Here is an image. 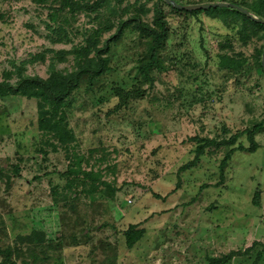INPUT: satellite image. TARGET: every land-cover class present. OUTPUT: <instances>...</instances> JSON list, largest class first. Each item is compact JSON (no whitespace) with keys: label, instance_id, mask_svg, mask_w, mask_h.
I'll return each instance as SVG.
<instances>
[{"label":"rangeland","instance_id":"1","mask_svg":"<svg viewBox=\"0 0 264 264\" xmlns=\"http://www.w3.org/2000/svg\"><path fill=\"white\" fill-rule=\"evenodd\" d=\"M175 1L231 3L264 21V0ZM59 6L0 0V84L104 70L77 74L61 102L0 97V264H207L231 252L228 264H264V30L159 0ZM157 17L167 32L150 66L139 30ZM246 130L253 153L220 169L230 148L208 147L178 171L195 138ZM128 225L142 231L131 249Z\"/></svg>","mask_w":264,"mask_h":264},{"label":"trees","instance_id":"2","mask_svg":"<svg viewBox=\"0 0 264 264\" xmlns=\"http://www.w3.org/2000/svg\"><path fill=\"white\" fill-rule=\"evenodd\" d=\"M173 1L177 3V1L175 0ZM105 2L106 0H96V2L93 3L92 5L86 6V5H80L73 0H60L59 8H57V10H54V11L57 12L60 10L67 9L68 12L70 13H75L79 10H82L87 13H93ZM159 2H162V1L159 0ZM228 4H231V3H228ZM232 5H235V4H232ZM257 11L258 10H253L252 12L255 13ZM179 12H182L184 14H194V15L199 14V13H209V14L219 13L221 15L232 14L235 17L237 16L241 17L245 22L249 23L250 25L258 29L264 30V26L252 22L249 18L245 17L243 14H241L240 12L234 9L215 8V9H207V10L195 11V12H190V13H186L184 11H179ZM247 12L252 17L256 18V16L251 14L252 12L250 11H247ZM157 13L160 14V10L158 8L156 9V14ZM257 19H260V18L258 17ZM121 26L123 27L125 26V24H121ZM119 29H121V27ZM139 31L144 38L149 39L152 43V46L148 49L149 59L151 61L150 66H152V64L156 61L155 60V54H156L155 48L160 44V42L163 41L167 30L165 28L164 23L160 20V17H157L154 20L152 27H146L143 31L142 30H139ZM223 59H226V58H223ZM92 62H93L92 59L87 60V64H91ZM238 66L239 65L237 64L233 65L234 68ZM260 69H261V72L264 74V71L262 70L261 67ZM84 71L85 73H88L92 76H96L102 73L104 70L103 68H100L97 70H92V69L80 70L77 74L80 75L81 73H84ZM77 74L65 76L56 71H51V73L49 74L46 80L22 77L20 76V74H17V82H16L15 87H11L7 84H0V97L19 96V97H25V98L39 99L45 102H52V103L61 102L65 100L66 98H68L71 89L76 84V81L78 78ZM253 130L252 131L246 130L240 133H236L232 137L226 140L218 141V142H214L210 139L195 138L193 141L196 143V146L194 149L192 160L180 166L178 168V171L179 172L186 171V170L193 168L196 165L199 157L202 156L203 151L208 147H229L230 148L228 152L224 155L222 160L220 161V164H219L220 169H222L225 166V163L229 160L231 154L236 151H244L247 153H253L256 149V144L253 141ZM242 135H245L246 140L248 142V147L244 149L239 144L238 146L233 147L236 140L240 138ZM141 235H142L141 230H136V227L134 225H128L127 229L122 234L123 239H124L125 248L131 249L133 245L140 239ZM235 256H236V253L231 252L223 257L209 259L207 261V264H228L230 260Z\"/></svg>","mask_w":264,"mask_h":264},{"label":"water","instance_id":"3","mask_svg":"<svg viewBox=\"0 0 264 264\" xmlns=\"http://www.w3.org/2000/svg\"><path fill=\"white\" fill-rule=\"evenodd\" d=\"M167 6L174 8L179 11H184L186 13L207 10V9H215V8H227V9H234L243 14L245 17L249 18L252 22L264 26V21L252 17L247 11L228 3H214V4H196V5H180L173 0H161ZM260 67L264 71V44L261 51L260 56Z\"/></svg>","mask_w":264,"mask_h":264},{"label":"built area","instance_id":"4","mask_svg":"<svg viewBox=\"0 0 264 264\" xmlns=\"http://www.w3.org/2000/svg\"><path fill=\"white\" fill-rule=\"evenodd\" d=\"M127 203H129V201Z\"/></svg>","mask_w":264,"mask_h":264}]
</instances>
